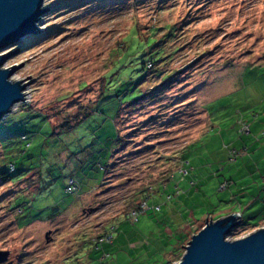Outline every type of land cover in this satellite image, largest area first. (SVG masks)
<instances>
[{"label":"rangeland","instance_id":"obj_1","mask_svg":"<svg viewBox=\"0 0 264 264\" xmlns=\"http://www.w3.org/2000/svg\"><path fill=\"white\" fill-rule=\"evenodd\" d=\"M40 8L41 31L0 48L31 81L0 118V264H174L202 217L240 211L230 239L264 227V0Z\"/></svg>","mask_w":264,"mask_h":264},{"label":"water","instance_id":"obj_2","mask_svg":"<svg viewBox=\"0 0 264 264\" xmlns=\"http://www.w3.org/2000/svg\"><path fill=\"white\" fill-rule=\"evenodd\" d=\"M43 0H0V48L17 42L22 37L37 33L35 22L47 11L41 9ZM15 52L0 54V118L14 103L24 99L22 80H11L17 68L3 67ZM26 94V93H25ZM238 213L217 219L207 218L204 226L192 234L180 259L174 264H264V227L249 234L230 239L229 234L240 224ZM8 252H0V263Z\"/></svg>","mask_w":264,"mask_h":264},{"label":"trees","instance_id":"obj_3","mask_svg":"<svg viewBox=\"0 0 264 264\" xmlns=\"http://www.w3.org/2000/svg\"><path fill=\"white\" fill-rule=\"evenodd\" d=\"M166 36L168 37V34H166ZM165 54H163V58H165ZM163 58H162V60H163ZM149 61H151V63H155V61H153V60H149ZM146 63L147 62H145V63H143V65H142V70H144V69H146L147 70V66H146ZM165 62H163L162 64H164ZM160 73H157L156 74V76H158ZM168 78H170V72L169 73H167V72H165L163 75L161 74V77H160V81H159V84L157 83H155L153 86V88L151 89V90H153V93H156V95L158 96L160 93H162V90L164 89V87L166 86V84H167V79ZM103 91V90H102ZM102 94H103V92H102ZM102 94H101V96H102ZM145 95V94H144ZM143 95V96H144ZM142 96V97H143ZM153 96H155V95H153ZM141 97V98H142ZM141 98L140 99H137L136 101H134L133 103H130L129 105H133V104H136L138 101H140L141 100ZM123 108V107H122ZM121 110V109H120ZM27 111V113H28V117H27V119H31L33 116H35L37 113L36 112H30V111H28V110H26ZM81 111V112H80ZM80 111H78V114L76 115V117L74 118V123L76 122V120H77V118L78 117H81L83 114H87V109H84L83 107L80 109ZM119 112L120 111H118V113H117V116L119 115ZM8 118V117H7ZM6 118V119H7ZM6 122V120L5 121H0V135H2L3 133L5 134V132H3V130H4V128H6L5 126H3L4 125V123ZM74 123L73 124H69L68 123V121H64V123H62L63 125H65L66 126V129H70L73 125H74ZM3 134V135H4ZM26 137V139H24L23 141H26L27 140V136H25ZM0 139H1V137H0ZM117 140H119V132H118V134H117ZM26 144H28V142H26ZM110 164V162L107 164V166H105L104 167V169H105V172L107 171V167H108V165ZM13 168H14V166H13ZM11 176H12V173H10L9 171H7V170H2V169H0V178H2L3 179V181H7V180H10L11 179ZM11 181V180H10ZM203 226V225H202ZM201 226V227H202ZM239 226H241V225H239ZM200 227V228H201ZM199 229H197L195 232H197ZM235 229H233V231H234ZM179 258H180V256H179ZM178 258V259H179ZM165 264H170V261L169 260H167L166 262H165Z\"/></svg>","mask_w":264,"mask_h":264},{"label":"crops","instance_id":"obj_4","mask_svg":"<svg viewBox=\"0 0 264 264\" xmlns=\"http://www.w3.org/2000/svg\"><path fill=\"white\" fill-rule=\"evenodd\" d=\"M256 164H258V162H256ZM154 211L155 212H159L160 210L159 211L154 210ZM237 212L240 215V219H242L243 218L242 213L240 211H237ZM202 218L199 221L191 222L188 227L185 226L183 233H180L181 235L179 234L178 238H176V242L174 243V247L172 248V250L170 252L167 253V255L169 257L168 259H170V257H174L175 258L176 256H179V255H182L183 254V252H184V249H183V243H184V241L186 239H188V236L189 235L191 236L192 234L195 233V231L198 229V227H199L200 224L201 225H204L205 220L208 217H204L203 219H205V220H203ZM137 221H138V219H137Z\"/></svg>","mask_w":264,"mask_h":264},{"label":"built area","instance_id":"obj_5","mask_svg":"<svg viewBox=\"0 0 264 264\" xmlns=\"http://www.w3.org/2000/svg\"><path fill=\"white\" fill-rule=\"evenodd\" d=\"M75 187L76 186L74 184V181L71 179V180H69V182L66 185V191L69 193H72V192H74ZM158 188H159V190H164V186H159ZM147 209H148L147 203L145 200H143L141 203H139V205L136 207V209H134L130 212L129 218L132 221L136 222L138 215L145 212ZM157 209H159V206L157 207ZM110 239H112V238L107 233H105L101 236V240H110Z\"/></svg>","mask_w":264,"mask_h":264}]
</instances>
